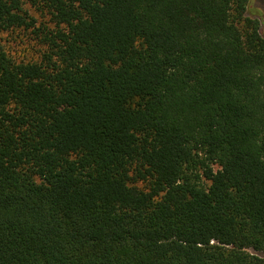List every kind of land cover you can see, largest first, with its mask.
<instances>
[{
  "label": "trees",
  "instance_id": "16d2710c",
  "mask_svg": "<svg viewBox=\"0 0 264 264\" xmlns=\"http://www.w3.org/2000/svg\"><path fill=\"white\" fill-rule=\"evenodd\" d=\"M247 2L0 0V264H264Z\"/></svg>",
  "mask_w": 264,
  "mask_h": 264
},
{
  "label": "rangeland",
  "instance_id": "374dc122",
  "mask_svg": "<svg viewBox=\"0 0 264 264\" xmlns=\"http://www.w3.org/2000/svg\"><path fill=\"white\" fill-rule=\"evenodd\" d=\"M29 13L34 16L37 23L46 22L47 20V16L32 7H29ZM246 14L259 20V30L264 37V0H248ZM0 42L7 53L17 60L35 57L38 55V50H40L38 38L29 29L15 28L2 32ZM248 251L257 255H264L252 249H248Z\"/></svg>",
  "mask_w": 264,
  "mask_h": 264
}]
</instances>
